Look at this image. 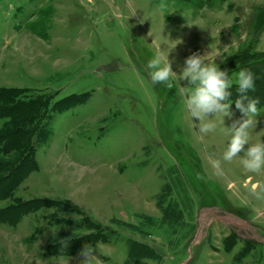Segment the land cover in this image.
Here are the masks:
<instances>
[{
    "label": "rangeland",
    "instance_id": "374dc122",
    "mask_svg": "<svg viewBox=\"0 0 264 264\" xmlns=\"http://www.w3.org/2000/svg\"><path fill=\"white\" fill-rule=\"evenodd\" d=\"M177 38L174 73L198 52L233 77L258 68L264 83L253 63L264 54V0H0V88L48 93L52 105L79 98L50 110L33 163L7 182L0 148V264H82L72 238L98 234L86 219L105 240L90 245V264H122L132 241L153 252L130 264H264V168L244 169L243 152L222 159L242 114L234 104L222 123L209 113L216 127L200 132L180 96L186 81L169 89L144 68ZM258 109L249 143L264 142ZM162 204L182 212L173 234ZM141 213L161 222L141 225Z\"/></svg>",
    "mask_w": 264,
    "mask_h": 264
},
{
    "label": "clouds",
    "instance_id": "9594fccd",
    "mask_svg": "<svg viewBox=\"0 0 264 264\" xmlns=\"http://www.w3.org/2000/svg\"><path fill=\"white\" fill-rule=\"evenodd\" d=\"M186 22L188 26L199 27L197 21L186 20ZM168 42L171 47L166 55L165 51L158 47L155 54L144 65L151 82L162 83L166 88L171 89L174 84H179V81H186V85L180 87V96L192 122V118L198 119L200 132H208L216 127L215 119H207V114L214 113L215 117H220L219 122L222 123L223 117L231 116L229 109L234 104L235 109L242 115L227 129L230 138L222 153V159L231 161L234 157H238V153L243 152V156L238 158L244 169L250 172L260 171L264 168V142L249 143L248 131L250 127L256 125V118L260 113L259 98L248 95L250 90H254L252 72L241 68L234 77L230 76L228 70H221L215 63H205L203 55L193 52L184 59L179 74L174 73L169 52L181 44L182 40L177 38ZM233 84L236 86L238 95L233 102H229L231 96L229 89ZM205 119L209 122L201 123ZM245 145H247L246 148ZM213 167L219 168V161H213ZM79 254L86 257L82 264H90L92 250L89 244H84Z\"/></svg>",
    "mask_w": 264,
    "mask_h": 264
},
{
    "label": "trees",
    "instance_id": "16d2710c",
    "mask_svg": "<svg viewBox=\"0 0 264 264\" xmlns=\"http://www.w3.org/2000/svg\"><path fill=\"white\" fill-rule=\"evenodd\" d=\"M263 57L257 58V56H255L256 59L255 61H253V63H257L259 68H261V65L264 66ZM242 58L243 57L240 56V54H235L231 61L237 62ZM229 65H231V62ZM260 72L261 71H259L258 68L253 69L252 72L254 85L263 88L261 96L259 94L260 97H258L260 98V103L258 104V107L264 106V83L260 82ZM254 76L256 78H254ZM262 81H264V79ZM32 90L21 89L16 87L0 88V118L2 119L0 128V148H4L1 149L3 150L2 153L7 156L6 159L2 160V168H6L10 171L9 176L4 179L5 182L16 177L18 175L19 169L23 167L26 168L27 164H25V159H28L29 162L32 161L31 163H33L34 159H32V156L34 154V148L32 144V138H34L35 136L36 138L43 136L44 131H48V129H44L46 128V118L49 116L50 110L58 109L59 107V110L62 111V109L64 110L68 108L70 104H72V102L76 103L79 100V98H75V100H70L65 103V98H63L61 99V101L59 100L60 102L57 101L55 104L52 105L51 100H53V98H51L48 93H38L36 96L31 97L24 96ZM250 92L251 91L248 92V95L254 96ZM233 94L236 93L233 92ZM23 97H26L27 100H23ZM234 100V97H229V102H233ZM82 101H84V99H82ZM33 120L35 121V123L33 122ZM39 139L42 140V138ZM31 169L32 167L28 168V170ZM160 208L162 214L160 220H164V223L167 225L169 221H172L170 225H172L173 223L174 226H172L171 228L169 227L170 229L168 230H170L169 232H172L173 234V231H175V225H179V220L183 217L182 212L181 210H178L177 206H175L174 204H162L160 205ZM138 217L141 219V225L144 220H148L149 225L152 224V226L158 225L159 222H161L160 220L157 222L156 219L143 214H139ZM85 221L87 225L90 228H94L96 230V233L98 234L96 236L90 235L89 238L77 236L75 238H72L71 242H73L74 244L79 241L83 242V245H91L94 244L97 240H104V237L101 234L103 233L104 229L101 228V231L97 232V229L98 227H101V224L97 221H91L90 219H86ZM122 227L128 230L140 232L139 226L128 224L126 222L123 223ZM151 252H153V250L148 245L132 241L129 243L127 257L122 264H130L131 262L134 263L136 261L148 259L149 257H152L150 256ZM155 254L156 253H154V255Z\"/></svg>",
    "mask_w": 264,
    "mask_h": 264
},
{
    "label": "crops",
    "instance_id": "0c3cea01",
    "mask_svg": "<svg viewBox=\"0 0 264 264\" xmlns=\"http://www.w3.org/2000/svg\"><path fill=\"white\" fill-rule=\"evenodd\" d=\"M142 214V213H141Z\"/></svg>",
    "mask_w": 264,
    "mask_h": 264
}]
</instances>
